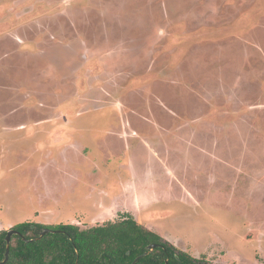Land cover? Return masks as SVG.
Masks as SVG:
<instances>
[{"label": "rangeland", "instance_id": "obj_1", "mask_svg": "<svg viewBox=\"0 0 264 264\" xmlns=\"http://www.w3.org/2000/svg\"><path fill=\"white\" fill-rule=\"evenodd\" d=\"M123 214L264 264V0H0V231Z\"/></svg>", "mask_w": 264, "mask_h": 264}, {"label": "trees", "instance_id": "obj_2", "mask_svg": "<svg viewBox=\"0 0 264 264\" xmlns=\"http://www.w3.org/2000/svg\"><path fill=\"white\" fill-rule=\"evenodd\" d=\"M44 225L20 223L12 230L5 264H209L176 249L144 228L129 214L118 220L86 229L73 224L56 225L39 239ZM7 231H0V262L4 259ZM157 247L148 251L149 245Z\"/></svg>", "mask_w": 264, "mask_h": 264}, {"label": "water", "instance_id": "obj_3", "mask_svg": "<svg viewBox=\"0 0 264 264\" xmlns=\"http://www.w3.org/2000/svg\"><path fill=\"white\" fill-rule=\"evenodd\" d=\"M52 232H55V231H52V230H48V229H43L40 234H39V239H41L43 236H45L46 234L48 233H52ZM15 234H18L16 231L14 230H9L7 231V234H6V237H5V242H6V249H5V254H4V259L3 261L0 262V264H5L7 261H8V257H9V248H10V243H11V238L13 235ZM157 247V245L155 244H152V245H149L147 247V250L150 252L152 250H154L155 248ZM146 254L142 255V256H139L138 258H136L132 264H136L143 256H146Z\"/></svg>", "mask_w": 264, "mask_h": 264}]
</instances>
